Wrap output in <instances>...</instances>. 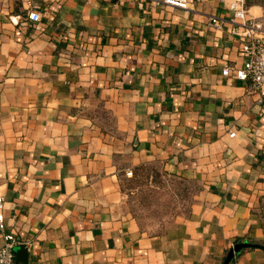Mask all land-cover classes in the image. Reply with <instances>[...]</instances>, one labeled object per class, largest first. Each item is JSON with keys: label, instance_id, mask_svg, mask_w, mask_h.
Returning <instances> with one entry per match:
<instances>
[{"label": "crops", "instance_id": "crops-1", "mask_svg": "<svg viewBox=\"0 0 264 264\" xmlns=\"http://www.w3.org/2000/svg\"><path fill=\"white\" fill-rule=\"evenodd\" d=\"M187 1L0 0V195L28 264H222L239 242L263 247L229 264H264V95L222 74L243 64L228 1ZM154 163L196 189L150 233L122 180Z\"/></svg>", "mask_w": 264, "mask_h": 264}, {"label": "rangeland", "instance_id": "rangeland-1", "mask_svg": "<svg viewBox=\"0 0 264 264\" xmlns=\"http://www.w3.org/2000/svg\"><path fill=\"white\" fill-rule=\"evenodd\" d=\"M196 183L166 173L161 164H147L137 174L124 176V208L150 233L167 226L188 206Z\"/></svg>", "mask_w": 264, "mask_h": 264}, {"label": "built area", "instance_id": "built-area-1", "mask_svg": "<svg viewBox=\"0 0 264 264\" xmlns=\"http://www.w3.org/2000/svg\"><path fill=\"white\" fill-rule=\"evenodd\" d=\"M165 5L186 9L188 7L187 0H161ZM227 8L231 15L229 22L232 25L231 31L241 33L244 40L240 45V52L243 56V64L238 68L231 70L230 67H225L222 70L223 75H230L231 71L236 79L249 81L262 95H264V30L259 25L251 24L247 18V9L245 0H227ZM40 21V14L37 11L30 10L27 13L26 20L23 24L32 26ZM19 24L18 21L15 22ZM208 24L214 27L221 26V20L218 17H211ZM16 40L20 41L22 32L19 28L14 31ZM234 132L230 131L229 136H234ZM126 176L132 174L131 170L126 171ZM4 198L0 195V237L3 239V244L0 246V264H15L14 254L11 248L18 244L13 233L6 231L5 217L3 214Z\"/></svg>", "mask_w": 264, "mask_h": 264}, {"label": "water", "instance_id": "water-1", "mask_svg": "<svg viewBox=\"0 0 264 264\" xmlns=\"http://www.w3.org/2000/svg\"><path fill=\"white\" fill-rule=\"evenodd\" d=\"M248 245V243L245 242H239L236 243L235 245H233V247H231V249L227 252V254L225 255L222 264H229L234 255L238 254L242 248L246 247ZM13 254H14V260L15 263L18 264H28V256H27V245L24 243H19V244H15L12 248H11Z\"/></svg>", "mask_w": 264, "mask_h": 264}, {"label": "trees", "instance_id": "trees-1", "mask_svg": "<svg viewBox=\"0 0 264 264\" xmlns=\"http://www.w3.org/2000/svg\"><path fill=\"white\" fill-rule=\"evenodd\" d=\"M141 167H143V166H141ZM141 167H137L134 171L131 170L132 174H133V175L137 174V170H138L139 168H141ZM132 174H131L130 176H132ZM130 176H128V177H130ZM247 246H252V247H263L262 245L257 244V243L249 244V245H247Z\"/></svg>", "mask_w": 264, "mask_h": 264}]
</instances>
